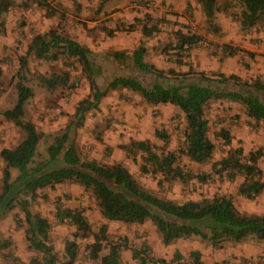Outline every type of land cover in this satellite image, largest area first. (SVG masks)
Returning <instances> with one entry per match:
<instances>
[{"label": "rangeland", "instance_id": "1", "mask_svg": "<svg viewBox=\"0 0 264 264\" xmlns=\"http://www.w3.org/2000/svg\"><path fill=\"white\" fill-rule=\"evenodd\" d=\"M11 1L10 9L0 19L3 23V26L0 25V150L14 147L25 137L24 130L2 114L4 110L13 108L17 102L15 83L18 80L16 74L20 71L23 83L33 91V95L24 104L22 120L33 122L37 130L43 133L34 156V164L48 157L47 147L53 142V137L72 122L78 101L90 93L87 75L76 58L60 53L57 60H44L27 53L30 40L38 33L57 29L62 35L89 47L90 59L96 66L98 81L115 75L116 66L110 57L111 52L119 50L130 54L140 42L148 50L145 60L164 71L171 69L179 74L189 70L193 73L203 71L209 75L222 72L225 59L229 57L223 51L224 45L241 51L245 48L244 42L248 40L257 49L250 51L252 56L241 51L239 60L230 64L232 71L226 70V73L233 72L249 82L264 81V19L252 27H242L239 20L242 6L236 0L231 1L226 12H215L212 24L206 20L197 0H50L49 2L58 4L56 7L64 16L62 18L59 14L48 17L45 8L38 5L36 0ZM25 2L27 6L23 5ZM220 2L223 3L222 0ZM146 14L159 23V29L151 36L144 37L143 41L136 42L137 37L142 34L138 20L145 21ZM130 24H134V27L130 28ZM102 25L115 28V33L108 35L101 29ZM178 32L197 35L200 40L188 48L179 50L175 47ZM21 57L26 58V66L23 69L19 65ZM124 62L128 66L132 65L130 58ZM51 72H68L67 86L48 89L39 83V75H49ZM262 97L264 99V94ZM102 102V107L107 106V111L103 112L100 107L98 110L88 111L83 126L75 134L74 144L81 159L96 160L106 165L120 162L149 192L177 203L226 195L231 198L240 213L264 214V197L259 198L261 193L254 199H245L239 190H235L238 181H244L242 174L229 179L225 173H211V177L205 182L198 181L196 177L187 181L166 178L162 173L151 171L152 167L146 163L144 153L140 150L128 152L122 147L133 141L150 139L158 154L174 152L177 156L176 165L192 176L211 172L212 163L226 157L229 150L238 146L243 147L245 155L259 149L261 156L257 164L264 176V124L249 118L242 103L229 99H213L205 105L208 136L214 143V151L210 159L197 163L183 153L185 118L176 106L169 103L148 104L137 92L126 89L110 91ZM102 102L100 104H103ZM111 109H116L115 114H111ZM133 121L135 130L127 131L126 126L131 125ZM156 129L167 133L166 141L155 136ZM220 129L231 134L232 141L229 145L218 135ZM107 130L113 134L107 136ZM254 140L259 143L255 144ZM141 166H145L147 171H142ZM3 168L4 162L0 157V188ZM10 173L13 178L18 174V170L10 168ZM38 193V196L30 200L29 208L51 223L49 241L57 255V264H66L64 242L73 239L76 229L68 222L57 221L56 207L80 210L90 224L92 232H97L105 219L92 191L79 183L65 181L45 187ZM247 204H251L250 208ZM25 228L26 223L19 206L0 219V241L11 240L9 247L0 249V264H14L11 259L5 257L7 254L22 261H28L35 256L41 257L40 253L28 246ZM147 233H150L153 239L159 234L151 220L142 224L108 221V240L126 242L128 247L121 251H130L131 257L133 250H140L142 245L147 246ZM75 240L78 244V254L73 264H97V261L89 258L88 245L93 241V236ZM245 240L258 241L253 237ZM225 241L226 248H230L231 244L227 242L229 240ZM222 244L223 242L215 248L198 235L180 238L172 243L175 250L172 249L171 258H157L149 249L144 264H154V259L160 260L162 264H190L189 254L197 248L203 250L206 264L225 261L229 264L247 262L245 259L236 262L237 258L230 256L209 263L208 260L213 255H223ZM106 252L107 248H104L101 254ZM177 254L180 257H177ZM259 257V261H264L263 256ZM132 260L131 264H141L138 258L132 257ZM248 261L249 264H255L251 260ZM120 264L129 263L124 258L123 261L120 259Z\"/></svg>", "mask_w": 264, "mask_h": 264}, {"label": "trees", "instance_id": "2", "mask_svg": "<svg viewBox=\"0 0 264 264\" xmlns=\"http://www.w3.org/2000/svg\"><path fill=\"white\" fill-rule=\"evenodd\" d=\"M36 0L46 10L48 17L60 15L56 2ZM52 1V0H51ZM232 0H197L209 24L213 23L215 12L227 11ZM242 8L239 15L242 27H252L264 19V0H236ZM102 2V0H101ZM222 4V5H221ZM12 5L11 0H0V19ZM23 5L27 6L25 2ZM145 21L138 20L143 36H151L159 29V23L145 15ZM136 21V20H135ZM3 26V23L0 22ZM134 24H130L133 28ZM108 35L116 29L101 26ZM197 35L178 32L175 47L184 49L199 41ZM225 55L232 56L240 51L235 47L223 46ZM147 48L142 42L133 48L130 54L124 51H113L110 57L114 61L115 75L105 80H96V66L90 59L91 50L78 41L62 35L57 29L38 33L30 40L27 53L44 60H57L60 53L76 58L87 75L90 93L78 101L72 122L57 132L53 142L47 147L48 157L34 164V156L43 133L38 131L31 121H23L24 104L33 95L32 89L23 83V75L17 72L15 83L17 102L11 109L2 112L3 116L14 122L25 132V137L14 147L2 148L0 157L4 162L0 188V219L19 206L26 223L25 235L28 246L40 253L41 257H32L22 261L18 257L7 254L14 264H57V255L49 241L51 223L39 213H33L30 200L38 196V191L65 181L76 182L85 189L91 190L106 221H118L126 224H142L151 220L159 231L162 242L168 245L173 241L198 235L217 248L225 240L240 242L253 237L264 242V214L248 215L240 213L233 201L226 195L204 197L199 201L187 200L177 203L172 199L162 198L141 186L131 172L120 162L106 165L96 160H83L74 144L77 130L83 126L86 113L98 110L102 99L112 90L126 89L137 92L144 102L157 105L169 103L179 108L184 114V149L183 153L192 161L202 163L211 158L214 143L208 136V120L205 116V105L213 99H229L238 101L245 106L246 115L254 121L264 124V81H248L235 73L224 72L206 74L203 71L189 70L179 74L174 70L164 71L145 60ZM249 55H253L250 51ZM132 60L128 66L126 59ZM20 68L26 66V58H20ZM125 67V68H124ZM39 83L48 89L65 87L69 81L68 72H51L39 75ZM261 95V96H260ZM155 136L166 141L165 131L156 129ZM218 135L226 145L232 141L227 130L220 129ZM126 151L140 150L144 153L147 164L153 173H162L166 178L187 181L196 177L205 182L211 173L233 179L237 174L244 176L239 185V193L247 199H254L264 190L263 171L257 162L261 156L259 149L244 154L243 147L229 150L227 156L212 163L211 172L192 174L184 172L176 165L177 156L174 152L158 154L150 141L143 139L122 146ZM10 168H16L18 174L11 177ZM142 171H147L141 166ZM55 218L59 223L68 222L75 226L73 239L64 242L66 264H73L78 254L75 238L93 236L88 245L89 258L97 264H120V251L127 248L126 242L109 241L107 238L108 224L104 223L97 232L83 213L78 209L56 207ZM11 245V240L0 241V249ZM107 248V252L101 254ZM149 247L142 245L140 250H133L132 257L138 258L141 264L146 261ZM190 264H205L199 250L189 254ZM177 257H180L177 254ZM147 259L149 256L147 255Z\"/></svg>", "mask_w": 264, "mask_h": 264}, {"label": "crops", "instance_id": "3", "mask_svg": "<svg viewBox=\"0 0 264 264\" xmlns=\"http://www.w3.org/2000/svg\"><path fill=\"white\" fill-rule=\"evenodd\" d=\"M145 36H143L141 34V36L137 37L136 42L139 41H143L145 38ZM234 46V45H233ZM243 50L241 51H245L246 54L249 51H254L257 48H255L251 42H248V40L246 41V43L244 42L243 45ZM89 48V47H88ZM148 51V50H147ZM241 51H237L236 54L229 56L225 59V63H224V67L222 72L226 73L227 71H232L230 64L232 63V61H237L239 60V57L242 56V52ZM236 72V71H235ZM233 73V72H231ZM227 74V73H226ZM117 100V99H116ZM121 102V101H119ZM103 104H100V108L103 110V112L107 111V106L102 107L104 105V102H102ZM106 105V102H105ZM118 109H121L119 107H117ZM106 110V111H105ZM113 114L115 112L116 109H111ZM115 114V113H114ZM135 122L133 121L131 123V125H127V131L134 129L135 130ZM107 136L113 134L111 131L107 130L106 131ZM254 143L257 144L259 143L257 140H254ZM262 179L264 181V176H262ZM242 183V180L238 181L237 184V188L239 186V184ZM235 188L236 191H238V189ZM260 197H264V190L262 191V193L259 195ZM247 199V198H245ZM251 204H247V206L250 208ZM249 212H252L251 209H248ZM104 219V218H103ZM104 223L108 224V221L104 220ZM148 234V233H147ZM228 243L231 244L230 248H226V241L223 242L222 246L224 250V253L221 257H217L216 254L213 255L212 258H210L208 260L209 263H212L214 261H221L222 259H225L227 257L230 256H234L237 259L235 260L236 262L240 259H245V260H251L252 262H254L255 264H264V261H259V256H263L264 257V242L258 240L257 242H248L246 240L240 241V242H232V241H227ZM174 244V241L172 242ZM172 243L168 244V245H164L162 242V238L160 233L157 234V237H155V239H153V237L151 236V234L149 233L147 235V246L149 247V249L151 250V252L157 257V258H163V259H169L171 258L172 252L174 249L175 250V246H172ZM197 250H199V252L201 253V259L204 261V263L206 264V259H205V255L203 250L201 248H197ZM124 258H126V260L128 261L129 264H131L133 262L132 257H131V252L126 250V251H121L120 252V259L121 261L124 260ZM135 260V259H134Z\"/></svg>", "mask_w": 264, "mask_h": 264}, {"label": "built area", "instance_id": "4", "mask_svg": "<svg viewBox=\"0 0 264 264\" xmlns=\"http://www.w3.org/2000/svg\"><path fill=\"white\" fill-rule=\"evenodd\" d=\"M184 48H186V47H184ZM153 263L154 264H162V262L160 261V260H157V259H154L153 260ZM250 262L247 260V262H245V264H249ZM217 264H229L228 262H219V263H217Z\"/></svg>", "mask_w": 264, "mask_h": 264}]
</instances>
